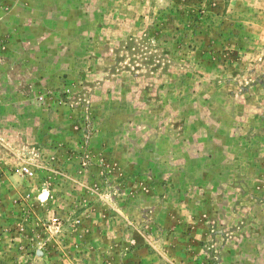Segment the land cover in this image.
Masks as SVG:
<instances>
[{
  "label": "rangeland",
  "instance_id": "1",
  "mask_svg": "<svg viewBox=\"0 0 264 264\" xmlns=\"http://www.w3.org/2000/svg\"><path fill=\"white\" fill-rule=\"evenodd\" d=\"M0 264H264V0H0Z\"/></svg>",
  "mask_w": 264,
  "mask_h": 264
}]
</instances>
